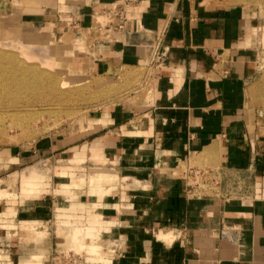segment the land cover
<instances>
[{
  "label": "crops",
  "instance_id": "crops-1",
  "mask_svg": "<svg viewBox=\"0 0 264 264\" xmlns=\"http://www.w3.org/2000/svg\"><path fill=\"white\" fill-rule=\"evenodd\" d=\"M66 2L77 4L81 13L59 30L67 31L68 41L86 38L91 49L71 68L116 80L145 67L152 95L149 101L140 97L133 104L131 97L93 114L85 142L88 159L103 163H88L114 173L117 181L101 187L88 179L76 194L72 189L83 179L58 186L57 200L72 201L58 209V216L70 224L86 212L90 224L72 231L90 229L93 239L98 230H108L106 237L118 246L115 264H264V204L190 197L185 179L196 173L192 163L205 159L222 170L252 174L254 181L264 179V132L255 129L247 106L257 75L258 19L239 9L209 8L202 0ZM113 7L128 8L124 29L111 33L112 42L97 41L87 30L90 16ZM27 21L59 25L55 18L53 23L35 15ZM158 34L163 44L148 68L149 47ZM78 148L67 166L74 159L86 161L84 142ZM49 186L45 181L25 194L37 196ZM41 204L18 210L19 222L50 224L55 201L46 195ZM86 247L99 251L95 244Z\"/></svg>",
  "mask_w": 264,
  "mask_h": 264
},
{
  "label": "rangeland",
  "instance_id": "rangeland-1",
  "mask_svg": "<svg viewBox=\"0 0 264 264\" xmlns=\"http://www.w3.org/2000/svg\"><path fill=\"white\" fill-rule=\"evenodd\" d=\"M202 1L212 9H239L260 23L255 39L257 75L247 96V106L255 129L264 132V0ZM113 8L90 16L87 30L97 41L103 37L112 42L111 33L124 29L128 8ZM79 13L77 4H68L66 0H0V264H115L118 258V246L105 235L108 230H98L94 239L88 237L92 236L90 229L72 231L73 226L87 228L90 224L86 212L65 224V218L59 217L57 211L69 208L72 201L65 196L68 202L60 203L55 189L83 179L81 187L72 189L76 194L86 187L88 179L101 187L117 181L114 173L89 165L103 163L93 157L88 159L85 142L90 141L91 118L98 109L131 97L135 98L133 104L138 103L137 98L148 99L152 85L144 81L145 67L133 69L116 80L107 76L94 78L87 71L73 70L71 67L77 61L91 53L90 43L75 36L77 40L68 41L63 33L67 31L59 27ZM34 15L48 17L53 23L55 18L59 25H32L27 19ZM162 41L159 34L152 41L148 68L157 62ZM70 45L71 48L67 47ZM83 142L86 161L74 159L67 166ZM51 144L55 149L46 151ZM192 165L198 167L193 177L185 175L188 196L231 203L255 200V205L264 204V179L255 176L254 181L252 174L222 170L213 159ZM31 168H36L35 173H29ZM183 172H188L185 165ZM33 176L35 179L29 184L28 179ZM45 181L50 184L46 191L37 196L25 194L27 189L31 193L38 190ZM46 195L55 201L51 223H20L17 211L41 208ZM89 244L98 246L99 251L87 250Z\"/></svg>",
  "mask_w": 264,
  "mask_h": 264
},
{
  "label": "bare ground",
  "instance_id": "bare-ground-1",
  "mask_svg": "<svg viewBox=\"0 0 264 264\" xmlns=\"http://www.w3.org/2000/svg\"><path fill=\"white\" fill-rule=\"evenodd\" d=\"M82 154H83V153H82ZM76 160H80V159H76ZM76 160H75V161H76ZM81 160H83V159H81ZM35 170H36V168H31V169L29 170V171H30L29 173H31V172H34V173H35ZM34 173H33V174H34ZM79 231L81 232V230H79ZM160 237H162V236H160ZM161 239H162V238H161ZM170 241H171V239H170Z\"/></svg>",
  "mask_w": 264,
  "mask_h": 264
},
{
  "label": "built area",
  "instance_id": "built-area-1",
  "mask_svg": "<svg viewBox=\"0 0 264 264\" xmlns=\"http://www.w3.org/2000/svg\"><path fill=\"white\" fill-rule=\"evenodd\" d=\"M119 28L122 29V28H123L122 25H120ZM161 38H162V36H161ZM158 49L160 50V47H159ZM159 50H158V53H159ZM157 55H158V54H157ZM199 173H200V172H199Z\"/></svg>",
  "mask_w": 264,
  "mask_h": 264
}]
</instances>
